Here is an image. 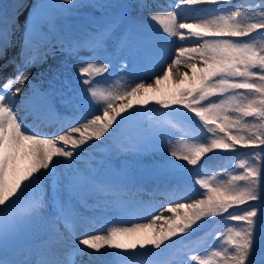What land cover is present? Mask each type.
I'll use <instances>...</instances> for the list:
<instances>
[{
  "label": "snow or ice",
  "instance_id": "1",
  "mask_svg": "<svg viewBox=\"0 0 264 264\" xmlns=\"http://www.w3.org/2000/svg\"><path fill=\"white\" fill-rule=\"evenodd\" d=\"M45 64L46 87L33 77ZM114 70L135 86L102 89ZM173 73V91L148 95ZM30 117L57 130L38 131ZM169 120L197 135L167 139ZM115 149L131 158L114 161ZM215 153L241 171L201 178ZM177 172L198 195L169 206L175 218L94 233L101 219L127 222L124 193ZM204 224L225 225L214 234L224 246L176 264H264V0H12L0 9V264H165L162 246Z\"/></svg>",
  "mask_w": 264,
  "mask_h": 264
},
{
  "label": "rangeland",
  "instance_id": "2",
  "mask_svg": "<svg viewBox=\"0 0 264 264\" xmlns=\"http://www.w3.org/2000/svg\"><path fill=\"white\" fill-rule=\"evenodd\" d=\"M74 72V69H73ZM178 82L175 80V75H171L169 77L168 80L164 81L161 83V85L159 86H154V93L156 94H168L171 91H173L176 87V84ZM120 84V83H119ZM125 86V85H124ZM128 86V85H126ZM125 87H121L118 86V93L119 92H123L125 90H130V88H126ZM130 86V85H129ZM103 89V86H100ZM121 102H125V101H121ZM153 105H155V102L153 103ZM144 122L145 124H147V117H144ZM173 128V127H172ZM174 129V135L168 137L167 139H174L175 142L178 144L181 140H187L188 136L190 135H197L196 134H186L184 132H182L181 130H177L175 128ZM189 126L186 127V130L188 132ZM186 134V135H185ZM167 139L165 140V143H167ZM212 155V154H209ZM124 156L125 159H130L131 158V153H127ZM212 159L209 161L208 165L204 168H200L199 171L201 173V178H208L211 176H217L218 179L223 178V179H229L231 174H238L239 171H241L240 169L236 168L235 165V159H228L226 158V161L223 163L218 162L217 159L226 157V154H221V153H215V155L213 154V156H211ZM124 160V159H122ZM215 160L217 163L219 164H223L224 167L221 168L220 165H215L212 163V161ZM231 165V166H229ZM191 167V166H189ZM163 177V179H167V178H172L175 179L176 177H179V180H177L179 183H181L182 180L187 181V183H189V186L193 187V190L196 188L195 186L192 185V178L191 175L189 173H183V172H177L175 174H171V175H163L161 176ZM197 189V188H196ZM188 198V199H186ZM185 199L181 200L184 202L181 203H186L185 201H190L191 200V196L190 197H186ZM171 200V199H169ZM178 202V201H177ZM180 202V201H179ZM168 203V202H167ZM173 204H176L173 203ZM173 204L170 205V202L167 205L172 206ZM169 206H167L166 208H168ZM166 208L164 206H162L159 210L160 213H153L151 219L155 216V215H162L163 217H168V216H172L173 218H175V214H169L168 211L166 210ZM143 223H150L151 220L145 221L142 220ZM161 225H164V220L161 219L160 221H157L155 228L158 230L159 227ZM167 225H165L166 227ZM225 225L224 224H219L216 225L215 228H210L208 225L204 224L202 225V227L196 232L194 233L192 236L190 237H181V236H177L176 238H173L172 240L166 242V244L169 246H172V248H176L179 249L180 251L178 253H174L177 254L175 256H184L185 253L188 254L189 257H194L196 255H201L204 258H210L211 257V252L214 250H220L223 246H224V238H219L218 236H215L214 234L216 233V231L218 229H222ZM227 226H233L232 224H228ZM150 233L153 230H148ZM107 232H105L106 234ZM209 233H213V235H210ZM98 234V233H97ZM104 233H102L101 235H105ZM190 238H194L197 240V245L192 248V249H188V250H182V246L183 244L188 241ZM178 244V245H177ZM151 247V246H149ZM115 251V250H114ZM167 254V253H165ZM176 257V258H177ZM175 259V257H172ZM175 260H173V262H175ZM193 264H198V262L193 261Z\"/></svg>",
  "mask_w": 264,
  "mask_h": 264
},
{
  "label": "bare ground",
  "instance_id": "3",
  "mask_svg": "<svg viewBox=\"0 0 264 264\" xmlns=\"http://www.w3.org/2000/svg\"><path fill=\"white\" fill-rule=\"evenodd\" d=\"M160 2L162 4H167L169 2H174V0H160ZM236 2H238V0H233V3H236ZM188 22H192V21L189 20ZM180 68H181V70H184V64L183 63L180 65ZM172 75H175V73H173ZM116 77H119V76H116ZM126 79H129V77L127 76ZM144 82H145L146 86L148 84H153L154 83L153 79H150V78L147 79V80H145ZM162 82H164V81H162ZM134 86L135 85L133 84L132 86H128V88H131V87H134ZM110 87L112 88V89H110V91L116 92V89L118 87V80H115ZM155 88H156V86H155ZM103 89L106 90V91L109 90V88H103ZM153 90L154 89H152V90L149 91V93H148L149 96H153L154 95V96H157V97H163V96L166 95V94H156V93H154ZM153 103H154V101H150L149 105L147 106L148 109H149V111H151V109H153L154 107H156V106H153ZM152 115L154 116L155 114L153 113ZM161 117H163V116H161ZM188 132L190 134H196L191 127H189ZM210 156H213V154L210 155ZM217 160H218V162L223 163V162L226 161V157H223V158H220V159H217ZM212 163L214 164V166L215 165H221V164L217 163L215 160H213ZM235 163L237 164L238 161L236 160ZM182 181L183 182L179 186H177L175 188H172L171 187L169 189H163L160 192L162 194H156V205L155 204H149V205H147L144 208V210H143L144 211V214L143 215L148 216L151 212H155V211L159 210L161 208V206L164 205L163 204L164 199H167V197L165 198L164 195H168L170 198H172V202H170V205L173 204V203H175V202H177V201L178 202L179 201L180 202H184V201H181V200L185 199L186 197H190L191 196L193 198V197H195V196L198 195V191H197L196 188L193 190V187L189 186V183H187V181H185V180H182ZM192 198H191V200L189 202L188 201H185V202L186 203H191L192 202ZM159 203L160 204H163V205H159ZM170 205H167L166 204V205H164V207L166 208L167 206H170ZM174 206H175V204L172 205V207H174ZM166 210H167V208H166ZM168 213L169 214H172L169 211H168ZM196 242H197L196 239L190 238L188 241H186L183 244L182 250L183 249L186 250V249H192V248H194L197 245ZM167 247H168V245H167ZM162 248L164 249L165 247L162 246ZM78 259H80V258L78 257Z\"/></svg>",
  "mask_w": 264,
  "mask_h": 264
}]
</instances>
